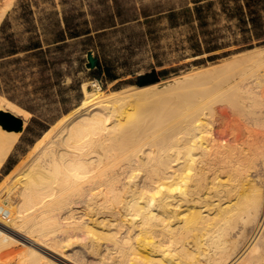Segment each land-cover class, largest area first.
<instances>
[{
    "label": "bare ground",
    "instance_id": "bare-ground-1",
    "mask_svg": "<svg viewBox=\"0 0 264 264\" xmlns=\"http://www.w3.org/2000/svg\"><path fill=\"white\" fill-rule=\"evenodd\" d=\"M88 83L0 185V264H91L68 244L97 264H264V45L144 85ZM0 111L22 119L0 123L1 168L29 111L2 95Z\"/></svg>",
    "mask_w": 264,
    "mask_h": 264
},
{
    "label": "rangeland",
    "instance_id": "rangeland-1",
    "mask_svg": "<svg viewBox=\"0 0 264 264\" xmlns=\"http://www.w3.org/2000/svg\"><path fill=\"white\" fill-rule=\"evenodd\" d=\"M193 1L15 0L0 21V26L6 22L0 32L2 41L6 34H12L22 46L33 36L43 46L35 54L21 50L0 59V95L29 111L23 132L0 168V185L75 111L84 96V82L90 83V89L97 85L105 90L128 88L168 79L213 62H194L200 58L194 56L189 41L195 22L173 26L167 16L171 10L194 6ZM210 1L217 13L215 25L222 28L225 39L231 38L235 27L228 25H233V21L229 22L222 12L220 0H203ZM2 7L0 0V15ZM65 16L72 24L79 23L82 34L70 38L66 31L65 41L52 43L56 29L66 26ZM237 53L240 51L214 61ZM90 55L99 66H89ZM82 247L84 244H68L62 250L97 264L96 253H87Z\"/></svg>",
    "mask_w": 264,
    "mask_h": 264
},
{
    "label": "trees",
    "instance_id": "trees-1",
    "mask_svg": "<svg viewBox=\"0 0 264 264\" xmlns=\"http://www.w3.org/2000/svg\"><path fill=\"white\" fill-rule=\"evenodd\" d=\"M233 1L230 5L229 2ZM194 6L171 10L167 16L171 25L195 22V32L189 36L194 56L200 57L194 62L201 64L207 61L226 57L234 52H241L258 45H264V0H220L222 12L226 14L229 22L233 21V36L225 39L222 28L216 26V12L213 10V1L203 2L194 0ZM150 22V20H147ZM5 20L0 26V32L4 29ZM64 28H57V35L52 43L65 41L80 36L79 23L69 21L65 16ZM69 31V34H66ZM89 32V31H87ZM0 35V59L18 53L19 51H33L34 54L42 51V41L31 36L30 42L20 46L12 34H6L2 41ZM164 73V72H163Z\"/></svg>",
    "mask_w": 264,
    "mask_h": 264
},
{
    "label": "water",
    "instance_id": "water-1",
    "mask_svg": "<svg viewBox=\"0 0 264 264\" xmlns=\"http://www.w3.org/2000/svg\"><path fill=\"white\" fill-rule=\"evenodd\" d=\"M89 66H99L97 60L91 55L89 56ZM0 123L7 129L18 131L22 126V119L8 111H0Z\"/></svg>",
    "mask_w": 264,
    "mask_h": 264
}]
</instances>
